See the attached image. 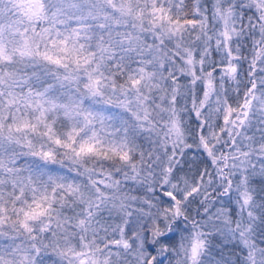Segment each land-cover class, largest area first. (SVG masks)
Segmentation results:
<instances>
[{
	"label": "snow or ice",
	"instance_id": "6c2138e0",
	"mask_svg": "<svg viewBox=\"0 0 264 264\" xmlns=\"http://www.w3.org/2000/svg\"><path fill=\"white\" fill-rule=\"evenodd\" d=\"M256 177L264 0H0V264H264Z\"/></svg>",
	"mask_w": 264,
	"mask_h": 264
},
{
	"label": "trees",
	"instance_id": "16d2710c",
	"mask_svg": "<svg viewBox=\"0 0 264 264\" xmlns=\"http://www.w3.org/2000/svg\"><path fill=\"white\" fill-rule=\"evenodd\" d=\"M255 184L259 187L261 185H264V179L260 178V177H256L255 178ZM213 244H214V248H213V253H221L223 254L225 257L228 255L229 250L231 249V245H222V240L220 237H216L213 240Z\"/></svg>",
	"mask_w": 264,
	"mask_h": 264
}]
</instances>
